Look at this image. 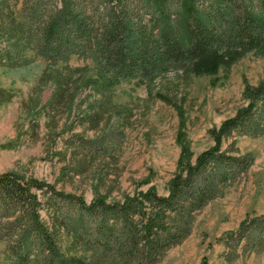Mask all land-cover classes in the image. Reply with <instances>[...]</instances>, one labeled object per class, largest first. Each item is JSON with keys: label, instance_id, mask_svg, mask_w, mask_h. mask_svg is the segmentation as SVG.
Returning a JSON list of instances; mask_svg holds the SVG:
<instances>
[{"label": "rangeland", "instance_id": "374dc122", "mask_svg": "<svg viewBox=\"0 0 264 264\" xmlns=\"http://www.w3.org/2000/svg\"><path fill=\"white\" fill-rule=\"evenodd\" d=\"M46 3V17L60 24L39 41L41 54L22 66H0V172L44 179L86 201L149 184L165 194L182 144L194 159L214 143L210 130L247 103L246 90L264 89V0ZM49 60L62 69L105 65L114 81L106 95L113 111L82 120L100 93L89 86L70 111L46 105L52 84L40 74ZM112 124L123 136L104 155L68 146L74 133L93 137ZM233 137L254 155L247 175L199 210L191 232L156 264H264V251L233 252L220 239L243 218L264 213V133ZM41 214L49 219L45 209ZM0 264H9L3 240Z\"/></svg>", "mask_w": 264, "mask_h": 264}, {"label": "trees", "instance_id": "16d2710c", "mask_svg": "<svg viewBox=\"0 0 264 264\" xmlns=\"http://www.w3.org/2000/svg\"><path fill=\"white\" fill-rule=\"evenodd\" d=\"M46 5V0H0V66H22L41 54L39 41L52 37L60 24L46 17ZM55 62L49 60L40 74L52 84L46 105L61 103L70 111L89 86L100 93L82 120L111 113L114 104L106 95L114 81L105 65L86 71L85 65L62 69ZM245 94L247 103L210 130L211 146L193 159L182 144L165 194L149 184L119 198L95 193L86 201L44 179L13 169L0 172V240L9 264H156L191 232L199 210L247 175L254 155L241 151L233 136L264 133V89ZM122 136L123 128L112 124L93 137L74 133L68 146L86 156L104 155ZM223 140L228 144L222 146ZM220 239L233 252L264 251V213L243 218Z\"/></svg>", "mask_w": 264, "mask_h": 264}]
</instances>
